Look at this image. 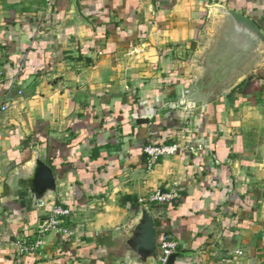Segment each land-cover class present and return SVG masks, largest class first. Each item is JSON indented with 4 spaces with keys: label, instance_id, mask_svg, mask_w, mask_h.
<instances>
[{
    "label": "crops",
    "instance_id": "obj_1",
    "mask_svg": "<svg viewBox=\"0 0 264 264\" xmlns=\"http://www.w3.org/2000/svg\"><path fill=\"white\" fill-rule=\"evenodd\" d=\"M220 8L264 33V0H0V264H138L122 235L141 205L157 248L178 241L173 264H264V51L215 74ZM151 143L180 152L150 169ZM37 155L57 181L42 208ZM54 206L69 234L18 258Z\"/></svg>",
    "mask_w": 264,
    "mask_h": 264
},
{
    "label": "water",
    "instance_id": "obj_2",
    "mask_svg": "<svg viewBox=\"0 0 264 264\" xmlns=\"http://www.w3.org/2000/svg\"><path fill=\"white\" fill-rule=\"evenodd\" d=\"M73 13L76 18L84 20L76 3ZM218 13L223 24L210 58L215 65V74L228 80L244 71L264 51V33L253 20L239 11L220 8ZM25 180L38 207H45L50 198L56 197L55 173L39 155L29 165ZM48 221V218L41 219L40 227L45 228ZM122 237L127 259L138 264H157L156 228L150 212L143 205L137 209Z\"/></svg>",
    "mask_w": 264,
    "mask_h": 264
},
{
    "label": "built area",
    "instance_id": "obj_3",
    "mask_svg": "<svg viewBox=\"0 0 264 264\" xmlns=\"http://www.w3.org/2000/svg\"><path fill=\"white\" fill-rule=\"evenodd\" d=\"M57 0H46L47 12L49 13ZM10 107L7 102L2 106V110L6 111ZM180 152V147L177 143L173 144H147L144 148V153L147 159V165L151 169L155 163L164 156L175 155ZM181 199V194L176 189L167 191L158 190L148 197V201L158 204H167L177 202ZM69 208L63 206H54L48 217V224L45 228H40L37 231L35 239L24 238L16 242L18 249V258L26 254L35 253L40 254L44 246V237L47 232L52 231L57 234H69V230L63 225V219L70 216ZM179 249V243L171 235H164L158 247L157 264H169L172 255L176 254ZM241 253V252H240ZM20 260V259H19Z\"/></svg>",
    "mask_w": 264,
    "mask_h": 264
},
{
    "label": "trees",
    "instance_id": "obj_4",
    "mask_svg": "<svg viewBox=\"0 0 264 264\" xmlns=\"http://www.w3.org/2000/svg\"><path fill=\"white\" fill-rule=\"evenodd\" d=\"M176 255H177V254H174V255L171 256V258H170V260H169V264H173V262H174V260H175V258H176Z\"/></svg>",
    "mask_w": 264,
    "mask_h": 264
}]
</instances>
